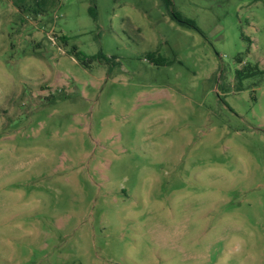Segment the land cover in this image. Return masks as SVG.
Wrapping results in <instances>:
<instances>
[{"label":"rangeland","instance_id":"obj_1","mask_svg":"<svg viewBox=\"0 0 264 264\" xmlns=\"http://www.w3.org/2000/svg\"><path fill=\"white\" fill-rule=\"evenodd\" d=\"M171 1L0 0V264H264V0Z\"/></svg>","mask_w":264,"mask_h":264},{"label":"trees","instance_id":"obj_2","mask_svg":"<svg viewBox=\"0 0 264 264\" xmlns=\"http://www.w3.org/2000/svg\"><path fill=\"white\" fill-rule=\"evenodd\" d=\"M163 1H164L165 6L168 9L172 7V1L171 0H163ZM90 14H91V16L93 18L97 17V12H96V9L94 7L90 8ZM172 19L174 21H176L177 23H179L180 25H182V26H186V27H190V28L196 29V25H195L194 21L188 20V19H184L180 14H178L176 12H173ZM72 55L80 63H82L84 66H87V65L91 64L95 60H101V61L102 60H105V61L109 60L106 56H104L102 54L99 55V56H93V57H90L89 59H87V57H85L83 55V53L79 52L77 48L73 49ZM247 67H245L243 70L237 71V78H238L239 82H242L243 80L249 78L254 73V71L258 70V68L256 66L255 67L254 66H249L248 68Z\"/></svg>","mask_w":264,"mask_h":264}]
</instances>
